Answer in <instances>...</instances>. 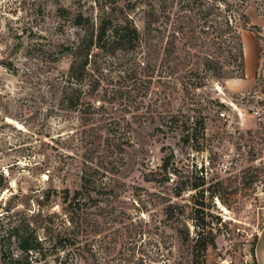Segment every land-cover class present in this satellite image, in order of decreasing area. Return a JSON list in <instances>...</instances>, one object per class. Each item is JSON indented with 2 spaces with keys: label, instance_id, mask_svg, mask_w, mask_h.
<instances>
[{
  "label": "rangeland",
  "instance_id": "1",
  "mask_svg": "<svg viewBox=\"0 0 264 264\" xmlns=\"http://www.w3.org/2000/svg\"><path fill=\"white\" fill-rule=\"evenodd\" d=\"M221 1L0 0V264L24 255L17 237L6 239L9 230L38 239L32 264H191V242L178 228L192 231L199 194L175 196V181H159L170 155L182 179L193 169L203 173L205 194L213 196L204 200L205 212L219 232L205 264H246L247 254L257 264L254 246L264 227L262 57L256 30H241L244 62L254 71L249 80L228 87L236 73L210 76L205 57L217 50L206 46L202 31L217 10L202 13ZM78 4L84 16L127 13L152 45L99 52L106 69L97 91L84 95L82 113L63 97L70 55L54 53L73 29L69 14ZM253 10L264 15V0L249 3L246 12ZM172 35L193 36L197 46L175 41L178 50L167 54ZM220 62L232 64L226 54ZM188 131L195 141L185 140ZM169 202L184 211L180 221L176 213L168 219ZM259 254L264 264V243Z\"/></svg>",
  "mask_w": 264,
  "mask_h": 264
},
{
  "label": "trees",
  "instance_id": "2",
  "mask_svg": "<svg viewBox=\"0 0 264 264\" xmlns=\"http://www.w3.org/2000/svg\"><path fill=\"white\" fill-rule=\"evenodd\" d=\"M214 1L220 2V0ZM221 2L224 3V6H219L218 4L220 3H215L207 11L202 13L204 15H209L214 10H217V12H213V22H210L207 26L208 31L207 29L202 31L208 34V44L206 46H214L217 50L216 54H207L205 57V68L210 71V76L218 80L233 77L235 73L237 77H243L244 58L241 30L258 29L257 26L250 23L246 12L247 5L251 2L257 4V0H237L238 5L232 4L230 7L225 0ZM77 6L78 7L74 9L73 13L69 14L71 27L73 29L61 43H56L54 45L60 47V49L54 53H65L70 55L67 70L62 72L63 76H61L64 78L65 82L63 97L69 109L82 113L81 106L83 104L82 99L84 95L87 92L89 94V92L94 93L97 91L103 79L102 71L106 69V67L101 66L97 61L99 52H105L109 56H113L116 50L152 45L144 40L136 24L127 13L118 16L114 15L113 11H111L104 12L96 17L84 16L82 14V7H79V4ZM238 7H241V9H238ZM37 11L40 13L41 10L39 9ZM238 21L240 23L236 25ZM175 41L181 43L179 46H197L193 36H191V38L182 37V39L173 37L172 41H170L172 48L166 50L168 52H166L167 54L178 50L175 48ZM222 52L230 58L232 64L226 65L220 62V59L224 56V54H221ZM88 86L91 87L85 90ZM88 97L91 96L88 95ZM84 113H88V111ZM199 118V125L203 132L205 130L204 119L202 115H199ZM188 123L189 117L182 124L184 130L190 129ZM184 137L188 143L196 139L195 134L191 131L186 132ZM171 159V155L163 158L162 165L160 166L162 176L159 178V181H175V196H181L182 192L188 189L194 191L192 197L199 194V199L195 198L193 200V207L191 208L192 210L189 216L192 231L188 225L182 230L178 228V231H180L179 233L185 241L191 242V264H205V252L209 246L213 247L215 245V236L217 232H219V228H216L212 224L213 222L207 219L208 213L205 212V208H208V206L205 204L204 200L207 198L212 199L213 196H206L205 194L206 191H208V187L205 188L207 178L203 173L199 176L196 169H193L190 170L187 175L183 176L184 178L182 179V175L177 168L172 166L173 162H171ZM175 177L179 179L176 180ZM87 183L88 181L85 179L82 180L81 176V187H86ZM173 208L178 209V211L174 212ZM165 211L168 219H171L176 213L177 216L175 219L177 221H180V218L184 215L182 208L178 204H173L171 202L167 204ZM12 236L17 237L18 244L24 252V255L11 254L8 257L9 261L7 263L32 264L33 254H30V252L37 249L40 245L38 239L36 237L31 238L30 235L23 230L20 232L19 230L17 232L9 230L6 239L10 241ZM2 248L3 246L0 243V249Z\"/></svg>",
  "mask_w": 264,
  "mask_h": 264
},
{
  "label": "crops",
  "instance_id": "3",
  "mask_svg": "<svg viewBox=\"0 0 264 264\" xmlns=\"http://www.w3.org/2000/svg\"><path fill=\"white\" fill-rule=\"evenodd\" d=\"M254 12L252 14L247 13L250 23L252 25H255L258 27L256 29V33L253 34V42L254 46H257L259 48V51L261 52V59L259 66L257 67V72L259 74H262L264 76V15L258 13L257 10H253ZM255 30V29H254ZM249 37V35H248ZM254 72L253 70L249 71L246 63L244 62V77L245 78H231L226 81L228 87L232 86L234 83H238L237 81L246 82L249 80L248 75ZM264 243V227H262L259 236L257 237L256 246H255V259L257 264H263L262 260L260 258L259 249L262 247V244Z\"/></svg>",
  "mask_w": 264,
  "mask_h": 264
},
{
  "label": "built area",
  "instance_id": "4",
  "mask_svg": "<svg viewBox=\"0 0 264 264\" xmlns=\"http://www.w3.org/2000/svg\"><path fill=\"white\" fill-rule=\"evenodd\" d=\"M221 115H224V112H222V113H220ZM255 114L257 115V117H258V119H260L261 120V113L257 110V111H255ZM250 255L249 254H247V255H245V258H246V264H254V262L252 261V259H250V257H249Z\"/></svg>",
  "mask_w": 264,
  "mask_h": 264
}]
</instances>
